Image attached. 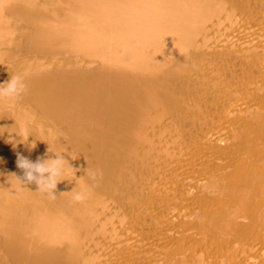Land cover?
<instances>
[{
	"label": "bare ground",
	"instance_id": "6f19581e",
	"mask_svg": "<svg viewBox=\"0 0 264 264\" xmlns=\"http://www.w3.org/2000/svg\"><path fill=\"white\" fill-rule=\"evenodd\" d=\"M12 75L0 264H264V0H0Z\"/></svg>",
	"mask_w": 264,
	"mask_h": 264
},
{
	"label": "clouds",
	"instance_id": "9594fccd",
	"mask_svg": "<svg viewBox=\"0 0 264 264\" xmlns=\"http://www.w3.org/2000/svg\"><path fill=\"white\" fill-rule=\"evenodd\" d=\"M27 91V84L21 75H12L10 81L0 84V102H8L11 110L15 107L22 94ZM55 153L54 158L44 160H32L20 156L18 158V167L24 170V176L21 180L23 185L35 182L38 185V191L45 193L49 199H55L56 188L59 182L67 180L69 168L72 167L69 160L62 153ZM85 198L83 191L76 192L73 196L75 201H81Z\"/></svg>",
	"mask_w": 264,
	"mask_h": 264
}]
</instances>
